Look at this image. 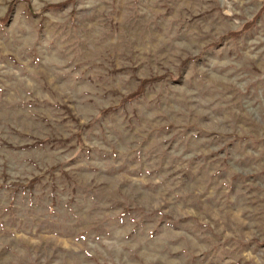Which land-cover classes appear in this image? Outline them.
Masks as SVG:
<instances>
[{"label":"rangeland","instance_id":"374dc122","mask_svg":"<svg viewBox=\"0 0 264 264\" xmlns=\"http://www.w3.org/2000/svg\"><path fill=\"white\" fill-rule=\"evenodd\" d=\"M0 264H264V0H0Z\"/></svg>","mask_w":264,"mask_h":264}]
</instances>
